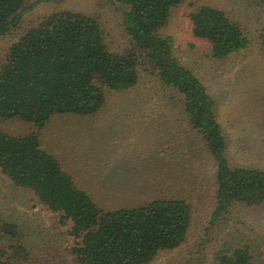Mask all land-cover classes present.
Listing matches in <instances>:
<instances>
[{"label": "rangeland", "instance_id": "obj_1", "mask_svg": "<svg viewBox=\"0 0 264 264\" xmlns=\"http://www.w3.org/2000/svg\"><path fill=\"white\" fill-rule=\"evenodd\" d=\"M19 28L0 37V62L10 45L45 16L69 9L94 15L110 50L135 53L139 79L131 88L106 91L105 106L86 116L55 115L36 127L21 119L0 121L14 136L36 132L78 187L102 206H134L155 197L183 195L192 204L186 240L160 250L147 264H219V254L247 245L252 264H264V202L236 203L212 220L215 161L190 124L182 101L165 88L151 62L126 35L120 0H27ZM202 5L222 9L245 29L249 44L217 59L210 43L193 33L190 15ZM173 53L215 100L233 167L264 170V0H183L162 28ZM16 222L30 251L23 264H74L71 222L50 210L28 188L0 172V223Z\"/></svg>", "mask_w": 264, "mask_h": 264}, {"label": "trees", "instance_id": "obj_2", "mask_svg": "<svg viewBox=\"0 0 264 264\" xmlns=\"http://www.w3.org/2000/svg\"><path fill=\"white\" fill-rule=\"evenodd\" d=\"M27 0H0V37L19 28ZM122 24L134 46L151 62L165 88L182 101L190 124L214 159L212 220L236 203L264 202V170L233 167L215 100L201 80L173 53V39L162 33L171 10L183 0H120ZM193 33L207 40L221 59L246 48L241 24L222 9L202 5L190 15ZM135 53L109 49L98 19L65 9L45 16L15 40L0 62V121L21 119L36 127L55 115H93L106 103V91L133 87L139 79ZM0 172L28 188L50 210L71 222L77 240L74 264H147L160 250L187 238L192 204L183 195H163L134 206L105 208L78 187L59 159L41 145L36 132L14 136L0 129ZM0 223V264H23L29 247L16 222ZM247 245L219 254V264H252Z\"/></svg>", "mask_w": 264, "mask_h": 264}]
</instances>
